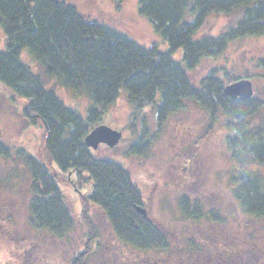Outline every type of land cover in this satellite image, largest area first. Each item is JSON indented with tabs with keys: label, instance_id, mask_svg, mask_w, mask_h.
Here are the masks:
<instances>
[{
	"label": "rangeland",
	"instance_id": "1",
	"mask_svg": "<svg viewBox=\"0 0 264 264\" xmlns=\"http://www.w3.org/2000/svg\"><path fill=\"white\" fill-rule=\"evenodd\" d=\"M62 1L146 47L158 42L162 50H168L167 42L156 32L153 23L140 13V0ZM241 12L235 9L229 14L213 13L204 29L212 36L227 32L236 25ZM5 41L0 25V48L5 46ZM22 56L46 87L85 117L93 105L89 96L63 86L26 50ZM173 57L181 61V50L173 52ZM214 70L215 77L224 85L234 82L233 79L252 82L253 97L259 109L249 122L251 127H264V36L232 39L223 52L203 58L187 73L199 88L202 80ZM9 93L0 83V141L9 148L6 154H0V264H17V259L21 258L28 264H69L85 243L90 249L83 258L84 263L104 264L110 256L112 264L116 263L114 259L127 264L134 246L122 241L105 211L95 205L89 206L96 232L95 238L90 237L82 218L80 194L74 185L67 183V173L60 169L53 156L43 151L39 124L22 114V100L10 99ZM140 113L136 118L133 103L123 92L96 125L119 130L121 141L115 147L98 142L90 148L96 157L113 160L129 171L141 190L148 215L170 241L165 247L161 245L163 249L156 247L160 249L132 253H139L141 258L155 256L158 264H264V217L245 212L233 195L237 183L234 179L248 170L259 178L264 189V165L251 158H244L242 165L233 157L227 142V138L235 134L233 118L219 110L212 120L206 108L192 97L183 98L180 108L169 113L164 121L158 118L154 107H145ZM130 120L133 121L132 131L128 128ZM144 127L149 129L148 135L153 133L155 138L147 153H131V145L141 137ZM30 153L59 178L63 200L72 214V223L65 233L44 227L42 223L38 225L32 218L33 179L26 161ZM71 178L82 194L89 189V180ZM183 205L194 207L198 218L193 219L195 212L190 216L183 213Z\"/></svg>",
	"mask_w": 264,
	"mask_h": 264
},
{
	"label": "trees",
	"instance_id": "2",
	"mask_svg": "<svg viewBox=\"0 0 264 264\" xmlns=\"http://www.w3.org/2000/svg\"><path fill=\"white\" fill-rule=\"evenodd\" d=\"M235 9H241V16L227 32L212 36L204 29L213 13L229 14ZM139 11L162 35L168 50H162L158 42L146 47L62 0H0V25L6 35L5 46L0 48V83L10 92V99L22 100V114L39 124L43 151L49 152L67 173L66 181L72 180L71 176L84 180L88 173L94 187L87 197L81 195L80 202L90 237L95 238L96 232L88 199L103 207L117 235L144 245L149 238L157 242L163 234L136 212L134 205L142 204L140 189L122 164L96 157L86 138L123 92L133 103L136 118L150 106L157 109L163 121L180 108L183 98L192 97L206 108L212 120L219 110L233 118L235 134L227 142L237 162L243 165L244 158H251L264 165V127H251L249 122L259 109L255 98L243 101L228 96L215 70L199 88L187 73L203 58L223 52L232 39L264 36V0H140ZM24 50L63 86L89 96L93 105L85 117L46 87L24 61ZM178 50L181 61L173 57ZM128 128L132 131V120ZM148 130L143 128L138 142L131 145V153L148 152L155 138L153 133L148 135ZM8 150L0 141V154ZM26 161L33 179L32 218L38 225L65 233L72 214L63 200L59 178L31 153ZM236 181L233 195L244 211L264 217V189L259 178L248 170ZM134 223L144 224L135 229ZM73 264L80 263L73 260Z\"/></svg>",
	"mask_w": 264,
	"mask_h": 264
},
{
	"label": "flooded vegetation",
	"instance_id": "3",
	"mask_svg": "<svg viewBox=\"0 0 264 264\" xmlns=\"http://www.w3.org/2000/svg\"><path fill=\"white\" fill-rule=\"evenodd\" d=\"M252 87H253V85H252ZM253 94H254V91H253ZM231 97V96H230ZM252 97H253V95H252ZM231 98H233V97H231ZM233 99H235V100H241L240 98H233ZM244 101V100H243ZM115 130H117V129H115ZM121 139H122V137H121ZM121 139H120V141H121ZM139 139V138H138ZM138 139H136V143H137V141H138ZM119 141V142H120ZM99 143H101V142H99ZM98 143V144H99ZM135 143V144H136ZM97 144V143H96ZM96 144H93V146H95ZM102 144V143H101ZM118 144V143H117ZM134 145V144H133ZM112 147H115V145L114 146H112ZM86 175H87V173H85ZM71 174H69L68 176H70ZM88 176L89 175H87V176H84L83 178H84V180L83 181H85V180H89V178H88ZM89 182H90V187H89V189H87L86 191H85V193L84 194H82L81 192L82 191H80L78 188H76V187H74L75 186V184H73V181L72 180H70L69 182H67V183H69L71 186H73V188H75V190H76V192L77 193H79L80 194V196L81 195H85L86 197L90 194V192L92 191V188L94 187V185L92 186V181L91 180H89ZM141 191V190H140ZM86 193H88V194H86ZM87 203H88V205L89 206H92V205H95V206H97V207H99L100 209H101V211L102 212H104V209H103V207L100 205V204H98V203H96V202H93V201H90L89 199L87 200ZM135 206V210H136V212L139 214V215H141L142 216V218H144V219H146L147 221H149L150 222V224H153V225H156V226H158V224L157 223H155V222H153V220H152V218L148 215L149 213H148V207L145 205V203H144V200L142 199V204H138V205H134ZM137 206H141V207H143L145 210H146V214H144L142 211H139L138 210V208H137ZM182 209V212L183 213H190L191 214V212H195V214H194V218L193 219H197L198 218V215L196 214V211H195V208L193 207L192 209L191 208H189V207H187V208H184V207H182L181 208ZM144 224V223H143ZM143 224H137V223H134V228L135 229H138V227H139V225H143ZM112 225V224H111ZM112 227H113V225H112ZM158 228H159V226H158ZM114 229V228H113ZM160 229V228H159ZM141 236H142V238L141 239H143V236H144V232L142 233V234H140ZM122 241L125 243L126 242V244H128V245H133L134 247H132L131 249V253L128 255V258L126 259L127 260V264H139V263H143V264H147V263H153V264H158V261H159V259H157L155 256H148V257H146V258H141V255L139 254V253H136V254H133L132 252H134V251H138V250H146V251H149V252H151V251H154V250H156V249H160V248H156V247H165V246H167V245H169V240L167 239V237L165 236V237H163V236H160V240H159V238H158V240H157V242H155L154 240H152V239H150L149 238V243L148 244H144V245H136L135 243L136 242H134L133 240L132 241H128V240H125V239H122ZM142 242V241H141ZM162 245V246H161ZM165 245V246H164ZM92 247V246H91ZM163 247H162V249H163ZM89 247H88V245L85 243V244H83L82 245V247H80V249L79 250H77V252H76V254H75V256L73 257V260H76V262L77 263H80V264H87V263H84L83 262V258L85 259V257L87 256V252L89 251ZM195 249V248H194ZM15 252H16V250H15ZM72 259V258H71ZM73 260H70V262H69V264H73ZM115 261H116V263L115 264H120L119 262H118V260H116V259H114ZM188 260H189V258L187 259V262H188ZM17 264H28L27 263V260L25 259V258H21V259H17ZM126 262V261H125ZM53 264H54V262H53ZM104 264H112V260H111V257L109 256L108 257V260L107 261H105L104 262Z\"/></svg>",
	"mask_w": 264,
	"mask_h": 264
},
{
	"label": "water",
	"instance_id": "4",
	"mask_svg": "<svg viewBox=\"0 0 264 264\" xmlns=\"http://www.w3.org/2000/svg\"><path fill=\"white\" fill-rule=\"evenodd\" d=\"M225 93L233 98L246 100L252 97L253 87L249 79H240L225 86ZM122 137L119 130L110 129L104 126L95 127L87 136L86 141L89 147L98 142H103L109 146L116 145ZM139 211L146 214V210L139 206Z\"/></svg>",
	"mask_w": 264,
	"mask_h": 264
}]
</instances>
